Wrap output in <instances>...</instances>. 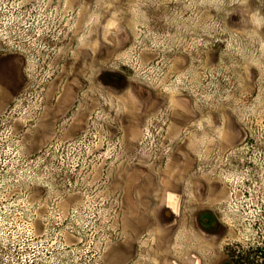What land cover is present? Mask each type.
<instances>
[{
    "label": "rangeland",
    "instance_id": "rangeland-1",
    "mask_svg": "<svg viewBox=\"0 0 264 264\" xmlns=\"http://www.w3.org/2000/svg\"><path fill=\"white\" fill-rule=\"evenodd\" d=\"M0 264H264V0H0Z\"/></svg>",
    "mask_w": 264,
    "mask_h": 264
},
{
    "label": "trees",
    "instance_id": "trees-1",
    "mask_svg": "<svg viewBox=\"0 0 264 264\" xmlns=\"http://www.w3.org/2000/svg\"><path fill=\"white\" fill-rule=\"evenodd\" d=\"M257 251H258V247L256 248V250L254 249L252 251L246 252V255H245L246 259L249 260L251 257L257 256L258 254Z\"/></svg>",
    "mask_w": 264,
    "mask_h": 264
}]
</instances>
